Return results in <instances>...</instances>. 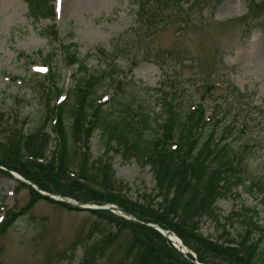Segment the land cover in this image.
Segmentation results:
<instances>
[{
    "label": "rangeland",
    "instance_id": "374dc122",
    "mask_svg": "<svg viewBox=\"0 0 264 264\" xmlns=\"http://www.w3.org/2000/svg\"><path fill=\"white\" fill-rule=\"evenodd\" d=\"M50 1L60 40L53 49L51 43L57 40L48 30L54 24L50 18H32L29 0H0L1 154L9 153L14 162L18 141L12 130L29 134L45 121L42 99L34 89L36 81L47 74L41 67L45 57L53 56L59 87L68 95L79 68L67 65L61 47L76 43L88 73L101 75L111 62L122 71L114 74L116 82H123L122 92L114 85L96 87L97 103H104V110L113 99L123 97L134 108L143 106L160 113L157 90L162 82L171 84L175 79L181 92L190 90L197 101L208 96L206 88L214 83L223 91L229 86L225 91L229 118L237 112L236 92L243 93L248 107L242 108L245 113L237 120L247 124L248 132L238 143L259 140L248 167L264 183V0H148L151 6L146 8L140 0H95L91 5L83 0L72 5L65 0ZM112 48L119 49V58L110 55ZM105 78L109 83L108 75ZM69 101H75L74 97ZM44 131L52 139L46 158L19 161L42 167L34 175L49 189L45 192L73 194L81 203L119 209L136 202L142 205V195L153 194L155 179L149 167L142 169L135 160L114 152L106 155L99 131L93 134L88 151H79L70 140L68 170L63 179L53 178L48 164L59 157L55 142L59 138L49 126ZM83 159L90 182L85 184L89 190L79 192L71 183L82 174ZM94 164L99 169L97 176L91 171ZM215 207L219 221L203 217L200 232L211 241L222 237L224 247L229 246L225 241H235L243 231L244 216L253 215L247 211L256 212L254 220L264 229V204L252 194L235 191ZM140 243L133 232L118 234L100 216L39 199L20 187L9 170L0 168V264H141Z\"/></svg>",
    "mask_w": 264,
    "mask_h": 264
},
{
    "label": "trees",
    "instance_id": "16d2710c",
    "mask_svg": "<svg viewBox=\"0 0 264 264\" xmlns=\"http://www.w3.org/2000/svg\"><path fill=\"white\" fill-rule=\"evenodd\" d=\"M140 1L145 8L148 4L151 6L148 0ZM29 9L34 19L50 18L55 21L50 0H29ZM153 16L150 18L155 22L157 18ZM48 30L55 34L54 39L57 40L51 43L53 49L60 42L55 24ZM61 50L67 65H78L79 68L74 76V85L69 90V97L67 95L64 101L54 104L65 92L59 87L57 72L53 68L57 63L53 61V56L45 57L44 65L49 68V73L36 81L34 87L36 94L42 99L45 121L39 126V130L29 134L13 129V138L18 141L15 160L18 165L9 160V153L1 154L3 145L0 144V166L19 173L41 189L49 191L35 178L37 170H42V167L32 162L19 161L23 158L26 161L46 158V150L52 139L51 134H46L44 127H51L59 138L55 140L56 157L57 154L59 157L48 164L49 174L58 179L64 178L68 170L67 163L72 161L68 156L69 150L67 151L70 140L78 146L79 151H88L93 134L99 131L106 155L114 152L128 161L133 159L142 169L149 167L155 179L153 194L142 195V205L136 202L121 207L145 224L126 221L108 211H89L113 224L118 229V234L126 230L135 234L136 241L141 242L138 256L141 264H194L192 256L184 257L158 231L146 224H155L176 234L196 254L200 263L264 264V229L254 220L255 211H247L253 215L244 216L243 231L238 233L235 241H225L229 244L228 247L222 245V237L211 241L200 232L202 218L210 217L219 221L215 204L220 199L233 195L235 191L252 194L255 200L260 199L264 204V183L253 177L248 167L250 156L258 151L260 142L254 140L238 143L248 132L247 124H241L237 120L245 113L242 108L248 107L246 101H243L244 94L236 90L237 112L228 118L225 95L229 86L225 92L214 83L206 88L208 96L197 101L189 93L190 90L182 89L181 92L178 82L173 79L171 84L162 82L157 90L156 105L160 108V113L156 114L153 110L149 112L143 106L134 108L123 97L120 100L113 99L110 107L104 110V103H97L99 92L96 87L101 83L112 87L114 85L122 92L123 82H116L114 79V74L122 71L111 62L107 65L108 71H103L101 75L90 74L76 43L64 44ZM103 54L107 55L106 52ZM110 55H114L113 59L119 58V49L112 48ZM107 75L109 83H106ZM70 96L75 101H69ZM254 110L261 114L259 107H254ZM83 154L87 156V152ZM98 163L101 165L102 159ZM96 165L91 170L94 176L99 172ZM87 167V161L81 160L79 169L82 174H79L77 181L71 183L76 191L89 190L85 185L90 182L87 174L90 170ZM17 184L30 190L39 199L75 210L66 204L42 197L19 182ZM70 196L80 200L76 195ZM93 200L98 201L96 198ZM101 201L114 203L110 199Z\"/></svg>",
    "mask_w": 264,
    "mask_h": 264
},
{
    "label": "water",
    "instance_id": "95a60500",
    "mask_svg": "<svg viewBox=\"0 0 264 264\" xmlns=\"http://www.w3.org/2000/svg\"><path fill=\"white\" fill-rule=\"evenodd\" d=\"M15 179L16 180H18V181H20V182H22V183H24V184H27V185H32L31 183H29V182H27V181H25L24 179H22V178H20V177H15ZM37 189V188H36ZM42 195H44V196H48V195H46V194H43V193H41ZM62 200H64V201H68L69 202V200L68 199H66V198H62ZM74 204H75V206L76 207H78V208H80V209H92V208H90V207H83V206H80L77 202H73ZM119 215L120 216H122V217H125L126 219H129V220H132V218L131 217H129V216H127L126 214H124V213H122V212H120L119 211ZM154 228H156L160 233H162L165 237H167L173 244H174V246L180 251V252H182L184 255L185 254H187V253H190V252H188L187 250L185 251V248L182 246V242H179V245L178 244H176L169 236H168V231H165V230H163V229H161V228H159V227H156V226H153ZM191 254V253H190Z\"/></svg>",
    "mask_w": 264,
    "mask_h": 264
},
{
    "label": "bare ground",
    "instance_id": "6f19581e",
    "mask_svg": "<svg viewBox=\"0 0 264 264\" xmlns=\"http://www.w3.org/2000/svg\"><path fill=\"white\" fill-rule=\"evenodd\" d=\"M77 0H65V2L69 5H72L74 3H76ZM79 1V0H78ZM95 0H83V4H88V5H91L94 3ZM171 238L173 241H175V243H178V240L176 239V237L174 235H171Z\"/></svg>",
    "mask_w": 264,
    "mask_h": 264
}]
</instances>
